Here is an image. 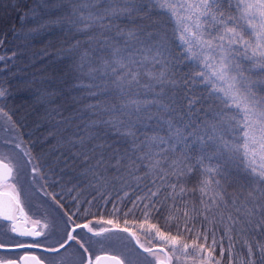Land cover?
<instances>
[{"label":"snow or ice","instance_id":"snow-or-ice-1","mask_svg":"<svg viewBox=\"0 0 264 264\" xmlns=\"http://www.w3.org/2000/svg\"><path fill=\"white\" fill-rule=\"evenodd\" d=\"M31 5L67 63L32 125L0 82V264H264V0Z\"/></svg>","mask_w":264,"mask_h":264},{"label":"trees","instance_id":"trees-1","mask_svg":"<svg viewBox=\"0 0 264 264\" xmlns=\"http://www.w3.org/2000/svg\"><path fill=\"white\" fill-rule=\"evenodd\" d=\"M25 2L31 5V0ZM17 3L18 0H0V40L4 41L0 44V55L9 57L13 52L17 54L10 62L0 63V82L11 92L6 110L10 114L15 113L14 119L32 125L34 121L43 118L44 109L33 92L27 91L21 81H34L33 91L62 84V80L55 77L60 75V69L67 63L62 54L58 55L64 36L58 31L51 35L41 32L34 34V37L28 36L34 25L29 24L23 16L17 19L16 12L12 11V6ZM41 52L45 55H36ZM67 87L70 89L71 85ZM0 107L4 105L0 104ZM24 131H34V128H26Z\"/></svg>","mask_w":264,"mask_h":264},{"label":"rangeland","instance_id":"rangeland-1","mask_svg":"<svg viewBox=\"0 0 264 264\" xmlns=\"http://www.w3.org/2000/svg\"><path fill=\"white\" fill-rule=\"evenodd\" d=\"M0 153H4L6 156L13 158L14 160H18L19 156L17 154V152L15 150L12 149H4V148H0ZM39 199L38 198H33L31 200V205H32V209H37L36 205L39 203ZM26 209H28V206L26 205ZM131 244L132 242L130 241H124V242H120L117 243L115 248L113 249L114 251H116L117 253H120L122 251L126 252V251H130L131 250ZM127 245V247H126ZM138 264H143V262H138Z\"/></svg>","mask_w":264,"mask_h":264},{"label":"flooded vegetation","instance_id":"flooded-vegetation-1","mask_svg":"<svg viewBox=\"0 0 264 264\" xmlns=\"http://www.w3.org/2000/svg\"><path fill=\"white\" fill-rule=\"evenodd\" d=\"M26 210H28V209H26ZM31 211H38V209H35V210L32 209ZM73 251H74V249H71L69 255H71V253H72ZM112 251H113L114 253H117V252L114 251L113 249H112ZM117 254H118V253H117ZM68 264H71V260L68 261Z\"/></svg>","mask_w":264,"mask_h":264}]
</instances>
